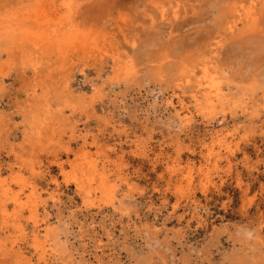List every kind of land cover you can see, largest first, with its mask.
Listing matches in <instances>:
<instances>
[{"label": "rangeland", "instance_id": "374dc122", "mask_svg": "<svg viewBox=\"0 0 264 264\" xmlns=\"http://www.w3.org/2000/svg\"><path fill=\"white\" fill-rule=\"evenodd\" d=\"M0 264H264V0H0Z\"/></svg>", "mask_w": 264, "mask_h": 264}]
</instances>
